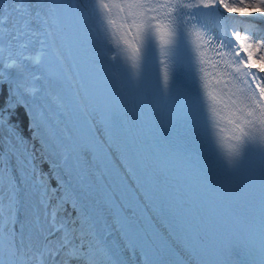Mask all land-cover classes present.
Instances as JSON below:
<instances>
[{
	"label": "snow or ice",
	"instance_id": "1",
	"mask_svg": "<svg viewBox=\"0 0 264 264\" xmlns=\"http://www.w3.org/2000/svg\"><path fill=\"white\" fill-rule=\"evenodd\" d=\"M0 53V264H264V0H0Z\"/></svg>",
	"mask_w": 264,
	"mask_h": 264
},
{
	"label": "trees",
	"instance_id": "2",
	"mask_svg": "<svg viewBox=\"0 0 264 264\" xmlns=\"http://www.w3.org/2000/svg\"><path fill=\"white\" fill-rule=\"evenodd\" d=\"M18 119L21 122V125H25L27 123V117L25 116L24 112L21 110L19 115H18Z\"/></svg>",
	"mask_w": 264,
	"mask_h": 264
},
{
	"label": "bare ground",
	"instance_id": "3",
	"mask_svg": "<svg viewBox=\"0 0 264 264\" xmlns=\"http://www.w3.org/2000/svg\"><path fill=\"white\" fill-rule=\"evenodd\" d=\"M0 55H2V53H0Z\"/></svg>",
	"mask_w": 264,
	"mask_h": 264
}]
</instances>
